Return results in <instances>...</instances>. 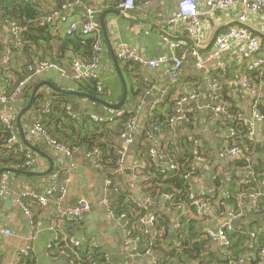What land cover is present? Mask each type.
Here are the masks:
<instances>
[{"label":"crops","instance_id":"obj_1","mask_svg":"<svg viewBox=\"0 0 264 264\" xmlns=\"http://www.w3.org/2000/svg\"><path fill=\"white\" fill-rule=\"evenodd\" d=\"M36 1H39L41 3V8L49 13L58 9L64 10L59 4L61 0ZM64 1L67 5L72 4V7L64 10L65 12L59 11L62 16L68 15L67 21L59 19L56 25L52 26L54 32H57V39H59V41L54 42L52 59L57 60L58 62L55 63H58L62 67L70 69L74 61L80 59L78 57V52L72 45L64 43L65 38L69 34L70 24L73 22L84 23L87 20L89 11L93 12L94 15H100L106 10H111V4L114 0ZM180 1L181 0H163L153 6L132 11L130 14L134 20L115 15L109 16L107 22L109 25L108 32L115 55L117 56L119 45L126 43L134 47L139 53L148 56L150 59L171 57L176 52L163 41L165 36L179 42L180 45L177 53L180 51L184 53L190 51V49L197 48L194 46L193 42L206 48L200 50L201 52L208 53L214 46L212 40L215 33L227 24H236L239 22L237 20L241 11L239 6H234L228 12L216 14L211 18H204L202 19V35L199 41L195 33L184 32L181 26L172 28L168 25V20L177 12ZM197 1L199 6L204 8V0ZM240 27L253 30L250 31L248 29L254 36L261 40L264 48V11L261 13H249L247 15V23L242 24ZM101 39L103 42V55L100 60L97 80L98 84L102 85L104 88L102 91L104 98L98 96L94 97L105 100L110 104H119L121 102L125 88L119 75V66L127 83L128 99L126 103L121 110L116 111L85 97L73 95L62 96L75 97L71 104L72 110L77 113L88 115L89 117L91 115H97L114 119V117L118 116V113L122 111H124V114L128 112L134 115L133 117L136 119L139 130L136 142L131 147L127 157V170L121 174L122 176L120 178L123 187L132 196L131 198L134 202H138L143 209L148 211L149 218L154 217L157 220L158 213L168 217L171 221L170 228L172 233L178 231L175 228L178 222L177 213L169 207V202L163 199L158 202L150 201L144 193V181L135 178L132 172L136 166L141 164L145 157L142 151V147L145 143L142 141L140 133L146 128L149 117L157 111L166 117L168 111L171 110L170 102H176L180 98L181 93L183 94L184 90L187 91L189 99L181 107L182 110L192 112L194 108H199L200 113L199 116L195 118L196 127L194 129L187 127L181 129L183 123H178V126L175 125L168 129H162L157 134V139L161 146V153L164 157L163 165L165 166L169 163L167 157V148H169V144L175 146L174 151L176 152L177 146L179 145L178 140L181 141L182 137L191 141L198 138L196 140V146L201 145L200 150L206 161L203 163L195 161V170L197 168L200 171L195 176H192L190 180L193 192L198 195L204 194L211 199L214 195L224 194V197H227L241 193L242 186L248 182L249 176L244 167H240L239 165L243 163V160L235 159L230 161L220 157L221 150L230 146L231 142H229L228 139L229 129L226 127L222 128L221 126L223 117H218L214 111L209 109V106L213 104L211 101L212 89L210 81L214 80L218 85L223 87V89L228 90L229 96L235 97L238 107L245 112V117L250 120L255 106L261 101V98H264V76H261L259 72L250 71L249 69L254 59L242 60L234 54H229L210 65L207 69L198 70L194 67L192 59L187 58L182 66L180 82L175 84L171 76V66H162L157 70H150L143 69L134 64L128 66V62L120 61L118 57L117 62H114L113 55L108 49L102 31ZM0 43L5 46L4 59L7 61L12 60L13 56L12 59L10 58V47L14 45L16 48V45L11 28L7 24L1 26ZM17 50L21 51L22 49ZM18 53L21 54L20 52ZM19 54L18 56L15 54V59L22 62L23 59H20L22 57ZM36 61H38V59H36ZM19 65L20 63H18V66ZM127 66L132 73L126 71ZM254 74L256 75L254 76ZM140 77L141 79H138ZM44 82H50L57 88L81 92L77 86V82H70L62 78L60 74L55 71L40 78H36L32 85L33 89L35 90L36 87ZM248 87L252 88L254 92L250 91ZM165 90L169 92L166 103L163 102L164 104L159 103L156 105V102L163 97ZM38 94L43 96L41 103L43 104L47 98L57 93L44 85L39 89L37 95ZM192 97H194V99H192ZM29 100L24 104L19 102L13 103V107L11 108L4 107V114L8 116L9 114L16 113L18 110L16 115V117H18ZM210 112H212V115H210ZM34 121L35 108L33 107L22 119L23 129L31 144L47 154L51 160L34 152L36 154L37 163L29 172L40 175H12L6 194L0 197V264H16L20 250L24 247L30 235L31 229L29 219L22 208L20 199L23 191L31 189L38 194L44 195L53 186L66 188L68 193L64 204L65 206L84 200L91 205V212L85 218L73 225H69L72 223H64L59 229L60 234L81 239L83 245L84 243L90 245L95 243L97 248H101V250L111 258V264H150L147 259H138L129 256L128 250L125 247L127 234L124 224L109 219L104 209L101 207L102 205L100 203L104 199L110 200L111 198L109 191L110 185H108L109 179L100 168H97L95 161L88 157L90 152L88 147L83 146L80 149H74L73 155L67 157L63 152L53 148L44 136L34 131ZM109 128L110 130L113 129L112 126ZM254 131L255 139L252 144L255 145L256 153L260 154L264 149V124L262 123V125H260L259 130L254 126ZM97 134L100 135L101 133ZM121 137L122 136L117 137L114 133L108 134V136L104 134L102 141L113 142L117 147L121 141ZM146 143L149 145L148 141H146ZM259 143L262 145L260 151L257 149ZM51 168H53V170L49 174L42 175L46 174ZM55 175L56 177H54ZM219 177L222 178L221 181L224 184L225 190H219L215 186L216 179ZM260 193L264 195L263 191ZM240 196L241 194L239 197ZM238 204L239 199L235 207L234 204L227 205V208L224 209V211H226L225 216L223 215L224 211L219 212L218 209L209 208L206 210L203 214L205 222V225L202 226L203 230L208 229L207 231H217L227 222V214L232 210L241 211L242 216L236 219L241 221L240 225H242L243 222L249 223L250 219L243 220L245 212L244 207L246 204L247 211H252L254 207L249 201H244L237 209ZM33 210L35 212L36 222H38V227H36L37 240L34 244V250L31 253L34 262L36 264H70L69 259L65 255H54L48 249L49 245L56 242L55 239L58 235L51 227L56 212L54 203L49 202V204L43 206L35 203ZM233 226L234 229L238 227L234 224ZM261 227V231H264V221ZM152 228L153 226H148L150 230L149 234L155 236L156 233ZM6 231L11 232L12 235L7 236L5 234ZM253 234H251V236ZM257 237L258 236H256V239H258ZM252 238L255 240V237ZM213 244L216 248L222 247L221 243L218 241ZM250 256V254L245 256V259H243L244 262L241 264H252L249 260H246V258Z\"/></svg>","mask_w":264,"mask_h":264},{"label":"built area","instance_id":"obj_2","mask_svg":"<svg viewBox=\"0 0 264 264\" xmlns=\"http://www.w3.org/2000/svg\"><path fill=\"white\" fill-rule=\"evenodd\" d=\"M163 0H145L137 2L136 0H124L119 3L116 10L122 12H132L135 10H141L150 6H153ZM78 3V2H77ZM239 6L241 9L240 14L238 15L237 20L245 24L247 23V15L249 13H261L264 11V0H204V8H201L197 0H181L178 4L177 12L168 20V25L172 28H177L181 26V29L187 33H195L197 39L201 40L202 35V19L211 18L219 13L228 12L232 7ZM71 4L65 5L64 10L70 9ZM62 19L63 21L68 20V15L62 16L60 12H54L51 15H48L43 18V22L49 23L51 25H56V22ZM11 28V32L15 39V45L17 49H22V41L20 40V34L22 28L18 26L15 22H9L7 24ZM79 32L83 35H93L96 39L94 46L95 58L93 62L85 63L81 59L74 61L70 69H66L59 65L58 63L51 61H36L33 66L28 67V77L20 83L17 90L11 96H7V88L1 87L0 89V105H8L12 103H23L20 101L25 90L32 85L36 78H40L46 74H49L52 71L58 72L62 78L70 82H81L88 79H96L97 73L100 69V60L103 55V42L101 39V29L100 26L94 20L93 12L88 13L87 20L84 23L73 22L70 24L68 33ZM163 41L168 44V46L175 51L171 57H161L158 59H150L148 56L139 53L134 47L129 44L122 43L119 45L117 50V57L121 61L130 62L134 65H137L143 69L157 70L162 66H171L172 67V79L175 84L180 82L181 70L184 61L187 58H191L194 64V67L198 70H205L213 63L221 60L223 57L234 54L242 60H247L253 58L254 61L249 67L250 71L263 72L264 71V48L261 40L254 36L248 29L240 26H232L224 30L221 34L218 35L214 42L213 48L208 53H203L197 48L190 49L187 52H179V42L171 39L168 36L163 38ZM7 64L8 62L5 61ZM7 83V82H5ZM210 86L212 89L211 101L213 104L209 106L211 111L218 117H226V119L231 123L239 121L242 123L248 131V138L250 142H254L255 131L254 126L256 122H261L264 124V115L261 114L256 109L253 110L252 118L249 120L243 114L237 116H231L227 112V108L224 104L220 102L221 94L223 93V87L218 85L214 80L210 81ZM250 91L254 92L252 88L248 87ZM103 86L98 84V91H103ZM168 90L164 91L163 97L156 102V105L163 103L168 97ZM189 99L187 91L184 90L183 94L181 93L180 98L176 101L178 107L177 113L171 118V126H175L178 123L187 122L188 116L192 113L191 111L182 110V106ZM194 99V97H192ZM216 102H219L215 104ZM54 103V98H47L44 103L35 110V121H34V131L41 134L46 138L48 143L55 148L63 152L67 157L73 155L74 149L67 147L63 144H58L55 142L49 134L45 131L43 127V122L45 117L52 112V107ZM215 104V105H214ZM8 108V107H7ZM67 113L75 120L78 119V115L73 113L72 107L67 106ZM197 110L200 111L198 108ZM17 112L9 114L8 116L4 114V110H0V123L2 124L4 130L8 132L9 139L7 143L3 146V149L6 151L19 152L24 154L23 156L26 159V162L23 165L18 166L16 169L20 171H27L33 168L36 165V154L32 152L25 144L22 142L18 126H17ZM124 111L118 113V117H122ZM91 121L95 123H106L109 121L107 118H101L97 115L90 116ZM139 126L136 123V119L131 117L129 121L124 125V131L121 137V141L118 144L115 155L117 156V174H123L126 172V161L131 150V147L136 142L137 133ZM161 131V128L154 127L148 133V143L149 150L147 158H144L140 165L136 166L133 169L132 175L143 181L148 179L147 172L149 166L159 164L163 158L161 146L157 139V134ZM240 137V133L230 125L228 139L231 142V145L221 150L220 157L222 159L233 161L235 159H241L244 161V169L248 173V180L254 175L253 165L254 159L250 151L244 147H240L237 140ZM201 145L195 147L194 155L196 157V162L203 163L206 159L201 155ZM88 157L95 161L97 168L103 169L101 165L102 152L99 148H96L89 152ZM151 163V164H150ZM178 171V166L173 162H169L165 165V172L174 173ZM193 173H188L185 176V179L189 180L192 178ZM56 177V175L54 176ZM10 176L8 174H3L0 177V197L4 196L8 190ZM108 185H111L109 181ZM264 186V180L262 181ZM67 190L64 187H51L46 194L41 195L36 191L27 189L23 191L20 196L21 205L23 210L26 212L29 219L30 225V235L26 240V243L23 248H21L18 255L17 263L21 264L23 259L30 256L34 250V244L37 240L36 227H38L37 222L35 221V216L29 207L26 206V202H34L40 205L49 204L53 202L56 207V212L52 220V229L57 232L56 243L64 244V248L61 250L60 255H65L69 260L71 254L67 248L71 249L72 252L79 255L77 252L82 247L81 239L63 236L59 233V229L64 223H74L79 222L85 218L91 212V205L87 201H79L75 204L64 205L67 197ZM224 197V194H219L211 198L205 196L204 194L198 195L195 194L192 190L189 193L188 199L189 202L185 204L177 205L173 211L177 213L178 222L175 226L177 230H181L185 226L184 219L191 222H198L202 226L205 225L204 222V212L209 208L217 209L219 206V199ZM166 202L174 203V196L169 194H163L161 196ZM151 201V198H149ZM249 201V203L257 208L260 202H264V195L262 193H250V194H241L239 197V206L242 205V202ZM102 208L104 209L106 215L109 219L116 222H122L127 234V240L125 247L128 250L130 257L138 259H147L150 264H159L158 257L155 255L154 251L144 245V240L140 236H134L133 232L139 230L143 234H148L150 231L146 228L148 226H153L152 230L157 233V230L154 228L156 219L154 217L144 216L141 220L134 224L126 215L117 216L114 212L113 205L110 200L104 199L101 203ZM227 222L221 226L217 231H207L208 229L203 230L206 238L211 239L213 242H220L222 250L227 254L232 256L230 249L233 245L232 235L234 233L233 222L242 216L241 211L232 210L227 214ZM7 236H11V232L6 231ZM252 237H255L256 234H253ZM92 247H96L95 243L91 244ZM51 245H49L50 249ZM252 256L246 258V260L252 261ZM236 260V258H234ZM244 258L239 261H234L233 259L229 261V264H241L244 262ZM258 264H264V250L259 254ZM70 264H75L70 260ZM97 264V263H94Z\"/></svg>","mask_w":264,"mask_h":264},{"label":"trees","instance_id":"obj_3","mask_svg":"<svg viewBox=\"0 0 264 264\" xmlns=\"http://www.w3.org/2000/svg\"><path fill=\"white\" fill-rule=\"evenodd\" d=\"M122 1L124 0H114L111 4L112 9H117L119 3ZM136 1L141 2L145 0ZM59 4L62 8L67 5L64 0H61ZM59 11L64 10L58 9L54 12ZM54 12L49 13L43 10L41 8V3L36 0H0V29L2 25H6L9 22H15L20 28H22L20 34L22 50H17L14 45L13 47H10V58L12 59L13 56L12 60L7 61L4 59L5 46L0 43V89L1 87L7 88L8 97L11 96L14 91L17 90L20 83L28 77V67L33 66L36 63V59H38V62L48 60L51 62H58L57 60L52 59L54 42L59 41V39H57V32H54L53 25L43 22L44 17L51 15ZM64 43L72 45V47L78 52V57L85 63L93 62L95 58L94 46L96 43V39L93 35H83L79 32L71 33L67 35ZM15 54H17V56L19 54L22 57L20 59H23V61L20 62L18 59H15ZM5 61L8 63L6 64ZM18 63H20L19 66ZM131 64L132 63L128 62V66ZM128 66L126 67V71L132 73ZM259 73L261 76H264V72ZM256 74L259 75L258 73ZM256 74H254V76ZM97 79L98 78L77 82V86L83 93L104 98L102 92H98ZM138 79H141V77ZM32 85H29L20 99L23 104L27 103L31 97L34 90ZM228 92V90L224 89L220 97V102L226 106L227 112L231 116H237L239 114L246 116L245 112L238 107L235 97L229 96ZM52 97L54 98L52 112L45 117V121L43 122V127L47 134H49V136L58 144L66 145L71 149L76 150L86 146L89 151H92L99 148L102 152L101 165L103 169H101V171L106 174L111 182L109 191L114 212L117 216L126 215L132 223L137 224L141 218L148 215V211L143 209L138 202H134L131 198L132 196L121 183L120 178L122 175L116 173L117 156L115 155V151L117 147L115 143L102 141L104 134L108 136V134L114 133L117 137L122 136L124 125L134 115L129 114L125 110L127 113L122 117L116 116L114 119L107 118L109 121L106 123H95L91 121L88 115L77 113L72 110L73 113L78 115V119L75 120L66 110L67 106H71L75 97L62 96L59 94H54ZM42 99L43 96L38 94L34 105L35 110L42 105ZM164 103H166V100ZM217 103L219 102H216L215 104ZM170 104L171 110L168 111L166 117L161 113H158V111L154 112L153 115L149 117V122L146 128L140 133V137L145 143L142 147V151L145 154L144 158H147L148 150L150 148L146 143L148 140V133L154 127H159L161 130L172 127L170 120L177 113L178 107L175 101L170 102ZM4 107L11 108L13 107V103L0 105V110H3ZM255 109L264 115V98H261V101L255 106ZM199 113L200 111L194 108L192 113L188 116L187 122H183L181 125V129L186 127L194 129L196 127L195 118L199 116ZM211 113L212 112H210V115H212ZM99 117L106 118L103 116ZM222 123V128L226 127L229 129L231 125L240 133L237 142L240 147H244L252 153L254 159L252 170L254 175L245 185L242 186L241 193L219 199V206L217 208L219 212L224 211V209L227 208V205L229 206L230 204H234L235 207L240 194L264 192V187L262 186V181L264 180V149L260 154L256 153L255 145L252 144L248 138L249 131L242 126V123L239 121H236L235 124H231L226 117H223ZM110 126L113 127L112 130H110ZM97 133L101 134L98 135ZM8 139L9 134L4 130L0 123V170L3 168L16 169L18 166L23 165L26 162V159L23 156L24 154L3 149V146L7 143ZM197 139L191 141L182 137L181 141L178 140L179 145L177 146L176 152L174 151L175 146L169 144V148H167L168 162L173 161L178 166V171L174 173L165 172V166L163 165L164 157L159 164L152 165L151 167L149 166L147 172L148 179L143 182V186L145 195L148 198H151L152 202L161 201V196L163 194L174 196V203H171V205L168 204L172 210L177 205L189 202L188 196L191 191V179L187 180L185 179V176L188 173H193L192 176H195L200 171L197 168L195 170L196 157L193 152L196 147ZM239 165L240 167H244V161ZM8 175L11 177L14 174ZM221 180V177L217 178L215 186L219 190H225L223 186L224 184ZM34 205L35 203L32 201L26 202V206L30 208L33 214L35 213L33 210ZM244 209L243 220L250 219V222H243L242 225L234 229L232 235V240L234 242L230 249L232 256L227 255L222 250V247H214V242L211 239L206 238L200 223L194 221L189 222L187 219H184L185 226H183L181 230L172 233L170 228L171 221L168 217L160 213H158V217L156 216L157 220L154 226L157 230L156 237L151 236L149 233L143 234L139 230L134 231L133 235L143 238L144 245L150 247L154 251L155 255L158 257L159 264H229L230 260L233 259L234 261H239L248 254L253 255L251 263L258 264L259 254L264 250V231H261V224H263L264 221V202H260L258 207L253 208L252 211H247L246 204ZM225 214L226 211H224L223 215L225 216ZM75 223L76 222L69 225ZM147 229L148 227L146 230ZM253 233L258 236V239L253 240L251 236ZM63 248L64 244L54 242L51 244L49 250L52 254L59 255ZM67 250L71 254L70 260L75 262V264L112 263L111 258L102 251L101 248L92 247L90 244H82V247L77 251L79 252V255L72 252L69 248H67ZM234 258H236V260ZM21 264L36 263L34 262L33 256L30 255L24 258Z\"/></svg>","mask_w":264,"mask_h":264},{"label":"water","instance_id":"obj_4","mask_svg":"<svg viewBox=\"0 0 264 264\" xmlns=\"http://www.w3.org/2000/svg\"><path fill=\"white\" fill-rule=\"evenodd\" d=\"M111 15L119 16V17L126 18V19H131V20H134V19L131 16L130 12H122V11H119V10H112V9L111 10H106L103 13H101L100 15L99 14L94 15V20L100 26V29H101L102 34L104 36V39L107 42L108 49L110 50L111 54L113 55L114 62H117L118 59H117V56L115 55V52H114V49H113V46H112V43H111V40H110L109 32H108L109 25H108L107 22H108V17L111 16ZM233 25H240L241 26L242 24L237 22L236 24H227V25L223 26L222 28H220L215 33V35L213 37V40H212V43L215 42L216 38L218 37V35H219V33L221 31H223V30H225V29H227L229 27H232ZM248 29L250 31H253L250 28H248ZM193 44L199 50L206 49L204 47H201V46L197 45V43H195V42H193ZM118 71H119V75H120V77L122 79L123 86L125 88V92H124L123 98H122V100H121V102L119 104H110V103L106 102L105 100H102V99H100L98 97H94V96H91L89 94H85V93H82V92L70 91V90H65V89H62V88H57L54 84H52L50 82H44L43 84H41L38 87H36V89L33 91L32 95H31V98H30L28 104L19 113V115L17 117V126H18V128L20 130L21 137H22V140L25 143V145L32 152L38 153L40 156H42V157H44V158H46L48 160H51V158L47 154H45L44 152L39 150L36 146L31 144V142L27 139L26 133H25V131L23 129V126H22V119H23V117H25L33 109V107L35 105L36 98H37V93H38L39 89L42 86H44V85L48 86L55 93H57L59 95H73V96H78V97H85V98H88V99L98 103V104H101L104 107H107V108L112 109V110L119 111V110H121V108L123 107V105L126 103V101L128 99V89H127V83H126V81H125V79L123 77V74H122L121 69H120L119 66H118ZM260 125H262V123L258 122V123H256L255 127H257V129L259 130ZM261 147H262V145L259 143L257 145V149L260 151ZM52 170H53V168H51L46 174H42V175H47ZM5 173L18 174V175H27V176L40 175V174L29 172V171H20V170L11 169V168H3V169L0 170V177L3 174H5ZM147 206H149V205H147ZM233 224L238 226V225L241 224V221L240 220H235L233 222Z\"/></svg>","mask_w":264,"mask_h":264}]
</instances>
